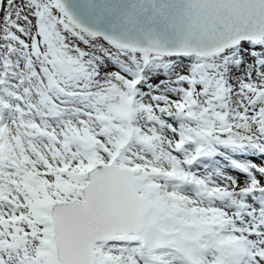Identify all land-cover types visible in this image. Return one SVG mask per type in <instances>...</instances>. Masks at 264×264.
<instances>
[{
	"label": "snow or ice",
	"instance_id": "obj_1",
	"mask_svg": "<svg viewBox=\"0 0 264 264\" xmlns=\"http://www.w3.org/2000/svg\"><path fill=\"white\" fill-rule=\"evenodd\" d=\"M0 264H264V0H0Z\"/></svg>",
	"mask_w": 264,
	"mask_h": 264
}]
</instances>
